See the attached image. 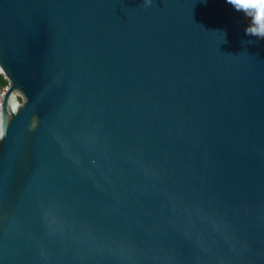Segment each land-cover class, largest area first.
Returning <instances> with one entry per match:
<instances>
[{
    "label": "water",
    "instance_id": "95a60500",
    "mask_svg": "<svg viewBox=\"0 0 264 264\" xmlns=\"http://www.w3.org/2000/svg\"><path fill=\"white\" fill-rule=\"evenodd\" d=\"M247 25L227 0H0V264H264Z\"/></svg>",
    "mask_w": 264,
    "mask_h": 264
},
{
    "label": "clouds",
    "instance_id": "9594fccd",
    "mask_svg": "<svg viewBox=\"0 0 264 264\" xmlns=\"http://www.w3.org/2000/svg\"><path fill=\"white\" fill-rule=\"evenodd\" d=\"M152 3L153 0H143V7H150ZM227 3L247 18L245 35L264 40V0H227Z\"/></svg>",
    "mask_w": 264,
    "mask_h": 264
},
{
    "label": "trees",
    "instance_id": "16d2710c",
    "mask_svg": "<svg viewBox=\"0 0 264 264\" xmlns=\"http://www.w3.org/2000/svg\"><path fill=\"white\" fill-rule=\"evenodd\" d=\"M0 82L1 83H6V80L2 77V75H0Z\"/></svg>",
    "mask_w": 264,
    "mask_h": 264
},
{
    "label": "built area",
    "instance_id": "2783aa9c",
    "mask_svg": "<svg viewBox=\"0 0 264 264\" xmlns=\"http://www.w3.org/2000/svg\"><path fill=\"white\" fill-rule=\"evenodd\" d=\"M3 84H4V83H1V82H0V91H1V88H2Z\"/></svg>",
    "mask_w": 264,
    "mask_h": 264
},
{
    "label": "snow or ice",
    "instance_id": "6c2138e0",
    "mask_svg": "<svg viewBox=\"0 0 264 264\" xmlns=\"http://www.w3.org/2000/svg\"><path fill=\"white\" fill-rule=\"evenodd\" d=\"M2 137H3V133H2V132H0V139H2Z\"/></svg>",
    "mask_w": 264,
    "mask_h": 264
}]
</instances>
